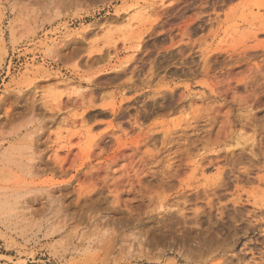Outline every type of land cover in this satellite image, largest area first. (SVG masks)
I'll return each mask as SVG.
<instances>
[{
  "label": "rangeland",
  "instance_id": "1",
  "mask_svg": "<svg viewBox=\"0 0 264 264\" xmlns=\"http://www.w3.org/2000/svg\"><path fill=\"white\" fill-rule=\"evenodd\" d=\"M0 264H264V0H0Z\"/></svg>",
  "mask_w": 264,
  "mask_h": 264
},
{
  "label": "bare ground",
  "instance_id": "2",
  "mask_svg": "<svg viewBox=\"0 0 264 264\" xmlns=\"http://www.w3.org/2000/svg\"><path fill=\"white\" fill-rule=\"evenodd\" d=\"M91 31H92V30H89V31L85 32L86 35H89V34L91 33Z\"/></svg>",
  "mask_w": 264,
  "mask_h": 264
}]
</instances>
